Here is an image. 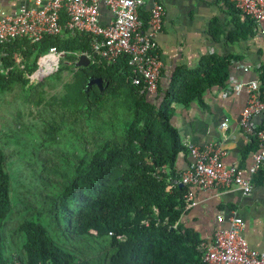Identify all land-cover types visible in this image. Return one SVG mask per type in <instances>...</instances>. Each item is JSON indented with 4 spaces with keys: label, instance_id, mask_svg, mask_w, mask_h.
Here are the masks:
<instances>
[{
    "label": "trees",
    "instance_id": "obj_1",
    "mask_svg": "<svg viewBox=\"0 0 264 264\" xmlns=\"http://www.w3.org/2000/svg\"><path fill=\"white\" fill-rule=\"evenodd\" d=\"M141 17V16H140ZM89 34L64 32L43 35L28 43L15 38L0 45V87L20 79L36 68L38 55L49 47L62 51H88ZM122 55L113 63L89 62L69 67L76 71L64 93L53 99L58 119L48 123L45 133L53 140L63 120L75 121L103 109L107 97L124 94L131 116L124 124L120 141L106 140L84 163L79 160L73 175L62 185L50 209L64 238L93 231L107 234L111 252L104 264H207L201 259L200 240L191 229L181 228L177 220L185 201V187L178 183L173 163L185 150L176 130L169 123V103H186L189 98L167 94L159 100L139 93L130 82L131 66ZM19 65L16 67V63ZM7 71L4 72V70ZM101 77V90L86 79ZM188 95V94H186ZM7 175L3 171L0 148V220L7 210ZM16 230L24 235L19 264H78L74 256L56 245L44 227L32 219L23 220ZM0 264H5L1 250Z\"/></svg>",
    "mask_w": 264,
    "mask_h": 264
},
{
    "label": "crops",
    "instance_id": "obj_2",
    "mask_svg": "<svg viewBox=\"0 0 264 264\" xmlns=\"http://www.w3.org/2000/svg\"><path fill=\"white\" fill-rule=\"evenodd\" d=\"M164 9L156 36L160 77L155 94L159 100L179 96L184 104L171 101L169 123L182 145L220 144L224 164L238 167L252 184L246 196L237 189L185 187L184 207L177 220L200 240H211L216 228L228 226V217L241 218V234L247 244L264 251V162L254 173L251 153L256 149L252 132L238 124L247 93L237 83L256 80L264 94V40L247 16L228 0H154ZM150 2L139 10L144 18ZM109 12L99 6V21L106 24ZM264 27V21L261 22ZM188 94V95H186ZM256 127H264V111L254 115ZM189 161L186 149L179 152L173 168L179 174ZM221 217V221H216Z\"/></svg>",
    "mask_w": 264,
    "mask_h": 264
},
{
    "label": "built area",
    "instance_id": "obj_3",
    "mask_svg": "<svg viewBox=\"0 0 264 264\" xmlns=\"http://www.w3.org/2000/svg\"><path fill=\"white\" fill-rule=\"evenodd\" d=\"M147 1L150 2L147 15L141 18L139 10ZM228 1L249 18L264 40L261 25L264 0ZM100 5L109 12L106 24L99 21ZM163 14V6L154 0H0V45L15 38L34 43L46 34L85 32L90 38L88 51H62L49 47L38 55L31 79L41 80L49 74L58 57L66 66L73 67L80 55H84L88 63H113L126 55L131 66L130 82L138 86L139 93L149 97L155 94L160 77L156 36L162 26ZM234 88H244L247 93L238 124L252 132L256 140L248 169L249 173H254L264 162V127H256L253 120L254 115L264 111V94L256 80L237 83ZM184 147L189 161L178 178L171 180V185L237 189L244 196L252 190V182L238 167L222 162L224 151L220 144L210 142L197 146L186 143ZM188 196L185 193V197ZM227 220V227L214 229L211 240L201 244L202 261L207 264H264V251L251 248L242 236L241 218L232 215ZM216 221L220 222L221 217H216Z\"/></svg>",
    "mask_w": 264,
    "mask_h": 264
},
{
    "label": "rangeland",
    "instance_id": "obj_4",
    "mask_svg": "<svg viewBox=\"0 0 264 264\" xmlns=\"http://www.w3.org/2000/svg\"><path fill=\"white\" fill-rule=\"evenodd\" d=\"M75 72L58 57L41 80L31 79V72L20 74L24 83L15 79L0 87V148L8 190L7 210L0 220L5 264H19L24 235L16 226L29 219L39 222L46 235L78 264H104L105 255L111 252L107 234L89 231L64 238L50 213L54 197L73 175L76 163L87 162L104 141H120L131 116L129 99L120 93L107 97L98 113L63 120L55 138L49 139L47 125L58 119L51 108L53 99L64 93V85Z\"/></svg>",
    "mask_w": 264,
    "mask_h": 264
},
{
    "label": "water",
    "instance_id": "obj_5",
    "mask_svg": "<svg viewBox=\"0 0 264 264\" xmlns=\"http://www.w3.org/2000/svg\"><path fill=\"white\" fill-rule=\"evenodd\" d=\"M76 67H80V66H87L88 65V60L84 55H80L75 64ZM103 81L101 79V77L98 76H90L86 79V83H85V87L84 90L87 89V87H89L91 84L96 85L99 90H101L104 86L102 85ZM179 186H181V184H179Z\"/></svg>",
    "mask_w": 264,
    "mask_h": 264
}]
</instances>
